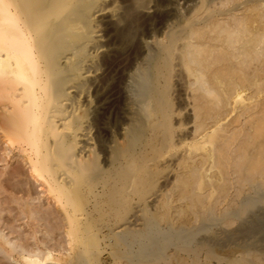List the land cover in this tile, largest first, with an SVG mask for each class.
I'll return each mask as SVG.
<instances>
[{"label": "bare ground", "instance_id": "6f19581e", "mask_svg": "<svg viewBox=\"0 0 264 264\" xmlns=\"http://www.w3.org/2000/svg\"><path fill=\"white\" fill-rule=\"evenodd\" d=\"M80 1L0 0V162L14 167L0 191L30 196L32 182L42 194L37 203L13 197L11 218L0 219V264H105L107 253L116 264H264V239L251 231L264 214V0H213L149 47L135 103L143 135L125 127L109 152L72 97L78 40L95 39L85 9L103 2L83 0L75 14ZM177 60L186 121L171 95ZM90 78L87 70L84 88ZM238 224L246 233L240 245L232 239V262L217 249ZM112 236L116 245L102 249Z\"/></svg>", "mask_w": 264, "mask_h": 264}, {"label": "rangeland", "instance_id": "374dc122", "mask_svg": "<svg viewBox=\"0 0 264 264\" xmlns=\"http://www.w3.org/2000/svg\"><path fill=\"white\" fill-rule=\"evenodd\" d=\"M212 1L213 0H103L102 3L99 2V4H97V5H93L91 7H88V10L85 9V11L87 13H89L92 17V24L90 23V26H88V27L94 33L93 36H95V39H94L93 44L86 45V46L83 44V43H85V41L78 40V45L82 44V45H80L81 48L79 50V55L81 56V58L83 56L85 58V60H84V58H82L83 60L80 58L83 62L81 64L80 70L78 71V78H76V80H75V84H76L75 87H78V86H81V87H79V89L77 91L72 92V97L79 104L80 108L82 109L81 110L82 114H85V112L88 111L90 116L86 119V121L88 122V124H90L92 135L94 134L95 137L97 136V138L98 137L100 138V141H101L103 148L105 150H107L109 152L111 149L110 147L112 145L114 146V141H118L119 143L123 141L122 133L124 132L123 128H125V127L130 126L131 129L135 130L138 135H140V136L143 135L144 128H143L142 124H140L137 120V115H136L137 111H136L135 103H136V100H139L141 98L140 97V95H141V93H140V89H141L140 88V82L141 81L140 80H141V74L144 71L147 51H148L149 47L157 46V44L160 41L167 43L168 34L170 32H173V34H175V33L179 34L181 32V28L185 27L189 23L194 22L196 20L197 16L201 12L204 11L207 4H210ZM244 1H246V0H244ZM79 3H81L82 5ZM84 3H86V2L83 0H81L80 2H77L73 6L74 11L73 10L72 11L75 14L79 13V10L82 9L81 6H83ZM100 3L102 6L100 5ZM205 4H206V6H205ZM88 5H89V3H88ZM104 6L105 7L107 6V7L105 8ZM98 10H99V13H98ZM198 10H199V13H198ZM228 10H232V8H229ZM79 16H80V18L82 17L81 15H79ZM114 17H116V18H114ZM192 18H194V19H192ZM117 32H118V34H117ZM108 33H109V35H108ZM73 34L74 35L78 34V32H75ZM111 40H112V43H111ZM145 43H147V44H145ZM112 44H114V45H112ZM149 44H150V46H148ZM102 45H103V47H102ZM106 45H108V46H106ZM96 46H98V47H96ZM73 47H75V46H73ZM105 47H106V49H105ZM70 52L71 51H69V53ZM138 53H140L141 55L138 56ZM102 64H103V66H102ZM131 64H133V66ZM97 66L99 68L101 66L102 67L99 69V68H97ZM104 66H105V68H103ZM124 67H126V68H124ZM106 69H108V70H106ZM87 70L91 72V78L89 80H90V83L93 81L92 82L93 84L90 85V83H89L88 87L84 88L83 84L85 83V81L83 79H84V74ZM117 70L120 71V73H121L120 76H119V73H117ZM105 71H106V73H105ZM139 71H140V73H139ZM107 73H109V75ZM111 73H113V74H111ZM102 74H104V75H102ZM106 75H108V76H106ZM113 75L115 76V78ZM136 76H138V77H136ZM184 76H185L184 71L181 70V67H180L178 60L175 61L174 71L172 73V80H171V84H172L171 85V95H172V101L174 102V104H176L175 109H179L181 111L180 116L176 117V120H178V121H186L189 118L188 116L191 115L190 114V108L187 107L188 102L186 99V93H185V87H184V86H186L184 84L188 81V79H186V82H185ZM99 77L101 79H102V77H104V79H106V82L104 79H102V81L104 82V84H103L102 81H100L101 79ZM97 78H98V80H97ZM107 78H108V80H107ZM120 78L122 79V81L120 80ZM126 80L128 82H126ZM98 82H100V84ZM120 82H121V84H120ZM125 82H126V84H125ZM133 88H134V91H133ZM86 89L87 90L89 89L88 92H86ZM99 89H101V90H99ZM78 91H80V92L77 93ZM104 91H106V92H104ZM109 91H110V93H109ZM76 96H78V97H76ZM87 96H88V101L86 99ZM130 99H132V100H130ZM127 103H129V104H127ZM177 104H179V106ZM123 106H125V107H123ZM126 107H128V108H126ZM100 117H103V118H100ZM84 122H85V120H84ZM105 122H106V124H105ZM128 123H129V125H128ZM86 125H87V123H83V126L80 129L79 134H78V140L82 139V136L84 135V132H85ZM190 130H191V125L186 126L182 130H178L176 133V140L178 139L179 142L184 140V137L186 138L189 135ZM103 132H106V133H103ZM99 133H100V136H99ZM179 135H181V137ZM106 140H107V142H106ZM0 150H1V146H0ZM181 155H182V153L180 152L179 155L177 157H175L172 161L175 162L177 160V158L180 157ZM0 159H2V158H0ZM0 163H1L0 164V181H1L0 183L2 186H6L7 177L9 176L7 174L12 173L14 167L9 166V168L5 172V171H3L6 168L5 164L2 162H0ZM16 166H17V164H16ZM1 172H2V174H1ZM24 172H25L24 173L25 177H23V179L25 181L23 182V184L26 183V180H27V182H29L28 181L29 175L26 174L25 169H24ZM4 174H5V176H4ZM3 184H5V185H3ZM160 184H161V181L153 184V187H151V189H150L149 197L151 199H149V203L151 206L157 201L158 196L161 193V191H159V189L161 187ZM29 186L31 188V192L33 191L35 193V195L32 192L30 196L24 195V197H22L23 196L22 194H20V196H19L18 194L13 193L11 188L9 189V191H7V190H1L0 191V200H1L0 201V204H1L0 205V211L3 212L2 213L3 215L2 214L0 215V219H3L2 221H4V219L11 218L9 215L10 207L12 208V210H13V207H15V204L12 203L14 200L13 197H16L18 199H22L24 202H27V201L32 202L35 200V198L38 199L39 198L38 194L41 197V195H42V194H40L41 188L32 184V182ZM152 190H153V192H152ZM5 191H7V192L5 193ZM36 193H37V195H36ZM152 195H154V196H152ZM6 200L8 201L7 203L9 205L6 203ZM37 202L38 201L35 200L34 203H37ZM42 202L46 205L47 200L45 198H41V203ZM6 205H8V206H6ZM262 206H263V210H264V204ZM137 210H139V209H137ZM11 213H12V215H14V213H16V211H13ZM1 216H3V218ZM261 218H262L260 220L261 223L258 222V223H256V225L253 224L252 228L258 229L259 232L262 233V234H260L258 232L259 238L264 239L263 238L264 237L263 236L264 235V214L261 215ZM19 224L20 225L24 224V221H20ZM257 224H259V225H257ZM239 226H240V224L236 225L235 227H233L231 229L229 234H234V235H231V236L230 235H223L220 237V239H221L220 243L224 247H219L217 249V252L220 253L221 257H224L225 259H230L232 262H236V257H237V255L234 254L235 248H234V246L231 245L232 239H233L234 243L237 242V244L240 245V244H242L244 234L246 233L245 229L240 228ZM257 226H259L260 228ZM256 229L251 230V229L247 228V231L251 230L252 232H254ZM261 229H263V230H261ZM256 232L257 231H255V233ZM260 235H261V237H260ZM228 239H230V240H228ZM114 240H116V237L112 236L107 240L108 242H103L102 249H106V243L108 245H111L112 243H114L113 245H116V241H114ZM222 242H223V244H222ZM229 242H230V244L228 245ZM228 247H229V249H228ZM113 249H114L113 247L107 246V250L109 252H111V250H113ZM103 259H104L103 262L107 261L106 262L107 264H116L114 258H110L108 253L106 255H104ZM121 264H128V263L125 261H122Z\"/></svg>", "mask_w": 264, "mask_h": 264}]
</instances>
